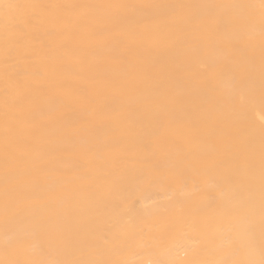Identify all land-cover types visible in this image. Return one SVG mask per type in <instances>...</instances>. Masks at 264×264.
Instances as JSON below:
<instances>
[{
	"label": "bare ground",
	"instance_id": "bare-ground-1",
	"mask_svg": "<svg viewBox=\"0 0 264 264\" xmlns=\"http://www.w3.org/2000/svg\"><path fill=\"white\" fill-rule=\"evenodd\" d=\"M0 264H264V0H0Z\"/></svg>",
	"mask_w": 264,
	"mask_h": 264
}]
</instances>
